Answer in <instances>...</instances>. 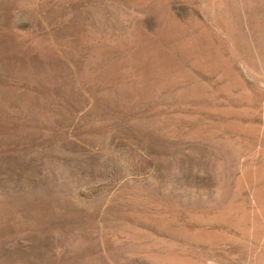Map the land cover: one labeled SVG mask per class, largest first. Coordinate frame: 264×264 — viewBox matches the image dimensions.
<instances>
[{
	"label": "rangeland",
	"instance_id": "374dc122",
	"mask_svg": "<svg viewBox=\"0 0 264 264\" xmlns=\"http://www.w3.org/2000/svg\"><path fill=\"white\" fill-rule=\"evenodd\" d=\"M0 264H264V0H0Z\"/></svg>",
	"mask_w": 264,
	"mask_h": 264
}]
</instances>
